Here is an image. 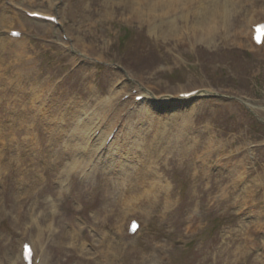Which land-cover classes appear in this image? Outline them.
I'll list each match as a JSON object with an SVG mask.
<instances>
[{"label":"rangeland","instance_id":"374dc122","mask_svg":"<svg viewBox=\"0 0 264 264\" xmlns=\"http://www.w3.org/2000/svg\"><path fill=\"white\" fill-rule=\"evenodd\" d=\"M13 1L55 13L61 25L20 16L27 33L24 47L13 45V149H3L0 142V264H14L23 235L38 236L35 227L28 228L31 222L43 227L51 222L43 264H264V52L257 55L249 45L247 28L254 10L251 23L262 16L264 0H242L241 15L230 29L218 31L223 39L215 46H186L182 35L164 38L151 31L150 21L140 23L138 14L127 10L130 0ZM51 2H58L55 11ZM131 4L137 7L136 0ZM7 8L12 10L7 0H0V18ZM7 23L0 22V29ZM49 28L57 41L66 33L73 50L44 42ZM238 32L244 36L241 44L234 41ZM4 37L0 33L6 43ZM189 87L208 91L172 98ZM134 88L145 92V99L125 118L124 107L112 108L111 102ZM109 89L114 96L102 102L99 98L107 97ZM177 107L187 109L185 115L192 111L180 116L188 117L190 129L177 150L161 146L145 153L156 141L143 136L146 130L140 134L142 129L154 131L159 123L158 134L166 137L178 123L168 118ZM79 109L81 123H90L88 133L77 132L83 138L91 137L99 123L110 129L125 119L108 154L111 164L91 169L86 179L66 163L78 141L73 125ZM11 119L7 114V133ZM27 140L37 144L36 150L23 145ZM49 148L48 160L43 159ZM144 170L167 181L170 193L150 184L141 191L145 195L131 192L126 197L130 206L123 208L122 185L114 173L127 172L133 185ZM67 171L69 175L61 174ZM141 199L151 203L147 224L135 242L125 243L124 217L140 208ZM195 210L201 218L198 227L189 228ZM249 242L257 247L250 248Z\"/></svg>","mask_w":264,"mask_h":264},{"label":"bare ground","instance_id":"6f19581e","mask_svg":"<svg viewBox=\"0 0 264 264\" xmlns=\"http://www.w3.org/2000/svg\"><path fill=\"white\" fill-rule=\"evenodd\" d=\"M133 1L134 0H130L129 5L127 6V10L131 12L130 14H133V13L138 14L140 23H144V21H141V19L142 20L146 19V21L147 20L150 21V23H152L149 27L151 31L158 30L160 35L163 36L164 38L169 36L171 38L178 39V38H181V35H182V39H183L182 42L184 43L185 41H184L183 31H188L186 29L190 28L192 29V31L190 32H191V36L193 37L194 44L197 42H203V43L205 42L204 44L211 45V46L213 45L215 46V43L218 42L219 39H223L222 35L220 36L218 31L223 30L224 27L227 29H230L229 25L235 23L234 18L235 17L238 18L241 15L240 12L243 10L242 8H244L243 4H241L242 0H233V2L232 0H136L137 7H134L131 4ZM51 4L52 2L50 3V7H51ZM255 11L256 10L252 12L253 15L251 13L252 18L249 19L247 23V28L249 27V24L251 23L250 21L254 19ZM12 14L13 12H11L7 8L6 15H4V12H3L0 18V22L7 23L9 21V17L11 19ZM169 14L171 15V18H165V16ZM13 17H15V15H13ZM247 17L245 18V20L247 19ZM163 24L165 25V28L162 27L164 26ZM11 25H12V21L11 23L9 21L6 24L7 27H4V28L8 29L7 31H9L13 29V28H10ZM237 34H238V38L236 39L234 36V41L237 44L243 43L242 40L244 36L240 37L239 32ZM14 41L15 40L6 39V43H5L0 40V107L2 108L0 110V140H1L0 142L4 141L2 143V147L3 149L6 148L7 150L13 149L12 127H13V103L14 101H13L12 94H13V42ZM4 43L6 44V46H4ZM17 44H18L17 46L20 45L19 48H22L25 46L26 42L20 41V42H17ZM8 46L9 47L11 46V47L8 49ZM7 53L12 54L10 55L9 59L5 58V54ZM22 54L23 53L20 51L18 54L19 56L14 59V64H15V61L19 57H21L20 55ZM15 70H16V67H15ZM109 92L110 93L107 97H102L99 99L103 100L102 102H109L112 98V95L114 96L115 94L114 89L112 91L111 89H109ZM172 101L173 100H171L170 102ZM113 102L114 100L111 102V105L113 104ZM141 104L142 103H139L137 107L135 108V110H137V108H139ZM6 110H9V111H6ZM78 111H79L78 114L76 112L74 113V115L76 116V119L73 125V130L75 131V134H77V136L75 135L74 136H75V139H78V141H76L75 143L76 146H74L75 148L72 152L73 157L70 158V160H68V162L66 163L69 169H72L73 172L74 171L78 172V174H80L83 178L86 179V178H89V176L91 175V173L85 170L87 166H90V171L91 169L96 171V170H105L111 164V163L109 164L108 154H110V151H111L110 148L113 146V144H115L118 137H116L111 142L105 158L97 159L95 156H92L93 150H95L96 145H98V143L100 144L101 141H97V142L95 141L91 143V142H88L87 137L83 138L82 133L80 134L77 133L80 131L82 132V130H85L84 132L88 133L87 130L89 127L87 128V126L90 124L89 123L86 125V121H83V123H81V119H80L81 110L79 109ZM170 111H172V113H168V114H171L168 116V118L171 119L173 117L174 120L177 119L178 123L176 125L174 124L170 126L171 132H169V134L166 137H162L158 134L159 123L155 125L154 131L150 130L151 127L148 128V126H146L140 132V134H143L144 131L146 130L143 136H145L146 138L148 137L153 138L156 141L155 142L156 147L152 145H147L145 148V153L155 152L156 148L158 147L160 149L161 146L164 151L177 150V147H178L177 145L179 144L180 137H183L184 133L190 129V127L188 126V123H189L188 117H180V116L192 115V111H190V109L186 115L185 113L187 109H182V108L177 107V108L170 109ZM7 114H10L12 117L10 121V125H9L10 127L9 133L5 132V121L7 118ZM145 116L149 120L152 119V114L150 115L148 113L147 115V113H145ZM92 119H93L92 120V123H93L96 120V118L94 119L93 117ZM178 119H182V120H178ZM8 137L10 138V140H7ZM23 145L26 148L29 147L30 150H33V148L34 150H36L37 148V144L31 140H27V142L23 143ZM45 146L49 147V145H46V144ZM46 151H47V155H44L45 157H43V159L48 160L49 158L48 155L50 154L51 148L47 149ZM39 158L40 157L38 156L37 160ZM94 165L96 166L97 169L94 168ZM117 166H121V162H119ZM204 166H206V164ZM226 166L227 165H224L223 168ZM68 171L70 172V170ZM68 171L67 173H61V174L63 176H67L69 175ZM234 172L235 171H232V173ZM94 175L95 173H92V176ZM114 175L116 176V179L119 182L118 184L122 185L121 187L122 191L120 192V194L121 196L125 198L123 200L126 201L125 203H123V208L130 206L131 199H127L126 197L130 196L131 192H134V197H137L140 194H143L142 192L146 191L148 189L147 187L150 184H155V187L159 191H162L165 194L169 190V183L167 181L163 180L161 176H158L156 174H150L148 170H144V173L139 175L141 178L139 177V180L137 181V183L135 184L133 183V185H131V182L128 176L129 174H127V172L125 173L117 172L116 174L114 173ZM106 179H107V176H105L104 180ZM148 180H150V182H148ZM106 185L107 184H105V186ZM236 189H237V186H236ZM238 190H239V187H238ZM142 201L144 200L141 199L138 202V207H139V203ZM212 201L213 200H210L208 203ZM43 203L46 204V207H49V205H51L50 202L48 201H43ZM137 209L138 208H134L131 211V213ZM47 216H49L48 213H47ZM31 223L32 224L28 228L35 227L36 228L35 232H37V235H38L37 237H33L34 239L33 238L31 239L33 242L34 248H35V256L37 257L39 256L40 253H42V256L40 259L41 261L39 264H43L46 258V255H45L46 252L43 255L44 251L41 249L42 243L39 237L40 235L44 234V231L50 230L49 227L51 226V222L47 224L48 226L45 225L44 227L42 225H39V222H36V223L31 222ZM74 235L72 237V241L75 242L76 246H78ZM19 242H18V247H19ZM107 242H108V237L106 234L105 239H104L105 246ZM235 248L236 247H233L231 251V254L234 257H235V253H234ZM104 254H106V256L104 257L105 260L108 261L109 259H111L107 251H105ZM19 260H20V256L16 255L14 257L15 262L13 261L14 264H17ZM105 264L107 263L105 262Z\"/></svg>","mask_w":264,"mask_h":264}]
</instances>
